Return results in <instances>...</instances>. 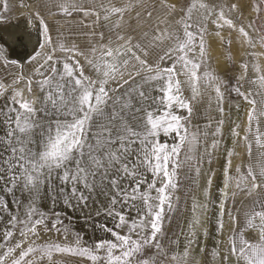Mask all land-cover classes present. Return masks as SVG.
<instances>
[{
    "label": "snow or ice",
    "instance_id": "snow-or-ice-1",
    "mask_svg": "<svg viewBox=\"0 0 264 264\" xmlns=\"http://www.w3.org/2000/svg\"><path fill=\"white\" fill-rule=\"evenodd\" d=\"M0 3L7 11L8 0H0ZM57 7L66 16H71L73 11L93 15L96 22L100 21L102 13L105 25L111 23L110 30L116 31L122 24L113 22L112 18L115 16L122 21L135 5L131 0L119 5L109 0L107 5L101 4L97 9L84 8L79 0H65ZM164 7L178 28L170 32L167 28L160 30L157 25L153 39L161 43L168 39L174 43L152 64L147 60L148 51L139 41L133 43L131 35L125 37L117 33L113 41L106 40L104 32H100V42L92 44L87 52L75 45H60L59 50L69 54L66 59L54 60L57 49L53 48L38 62L35 84L41 94L39 101L35 97H25L24 91L17 88L5 96L8 90L0 83V97L5 100L0 106V116L4 118V127L0 130V193L23 196L22 201H16L22 214H13L10 201L0 195V222H5L3 213L9 212L6 219L9 227L2 233L7 243H0V264H56V256L64 254L86 258L90 264H162L161 255L172 261H186L193 240L188 241L180 254L169 256L163 251L158 236L163 232L166 209L173 208L172 190L178 187V171L193 159L186 156L182 161L181 149L186 144L200 143L198 131L190 134L187 122L193 111L191 101L201 95V81L216 94L221 114L224 112L220 106L224 97L222 89L225 88L235 91L251 105L245 135L241 138L235 128L230 131L234 138L245 142L246 154L251 158L249 136L253 134L255 120L253 138L256 145L264 149V133L260 132L256 115L257 100L252 92L242 91L240 84L248 80L264 89V66L259 63L264 51H252L257 43L264 48L260 29L251 20L243 23V6L239 2L179 0L178 6L165 3ZM249 7L255 15H260L264 13V0H257ZM146 14L149 18L153 15L152 11ZM40 23L46 43H51L47 24L43 19ZM209 25L211 34L222 46L232 44L231 33L235 32L238 49L252 57L251 65L243 58L239 65L233 61L232 67L238 66L241 71L227 80H221L213 72H201L211 47L210 42L205 41V36L210 34ZM225 29L229 30L228 36L221 34ZM39 46L44 47L43 44ZM40 56L37 52L32 59ZM76 57L83 58L85 64ZM0 58H4L2 45ZM85 66L89 68L87 74ZM180 75L186 77L185 83L191 92L189 100L183 96ZM136 77L152 84L156 95L148 94L143 84L131 87L130 81ZM21 79L26 81V90L31 94L33 80L18 77L14 83ZM232 80L236 81L235 85ZM125 85L129 87L125 89ZM37 103L41 107H37ZM177 109L185 110L187 117L180 115ZM222 125L223 120L218 121L212 133L214 137L223 135ZM161 136H173L176 143H166ZM219 144V139H213L205 146L209 156L207 164L213 163L208 148L215 150ZM236 154L233 149L220 164L222 187L218 186L215 230L221 232L225 227L226 205L230 197L236 195L232 189L252 196L264 187V163L257 161L258 170L251 163L233 169L230 156ZM260 155L264 157V152ZM198 165L199 159L194 169L197 176L201 173ZM213 175L215 173L210 170L205 179V187L209 189L204 193L206 200ZM93 195L105 201L103 214L112 218L115 225L101 224V230L110 238H98L91 247L81 245L79 234L70 243L69 232L63 227L60 215L49 216L40 211L36 203L37 200L41 204L45 200L52 204L59 201L69 207L86 209ZM25 203L27 208L23 209ZM197 210L206 214L208 202L196 203L192 211ZM95 214L99 216L101 210L97 209ZM228 216L233 227L222 261L264 264V200L254 201L242 224L231 212ZM200 223L199 218L191 221L193 237ZM50 233L62 239H50ZM212 255L218 257L220 253Z\"/></svg>",
    "mask_w": 264,
    "mask_h": 264
},
{
    "label": "rangeland",
    "instance_id": "rangeland-1",
    "mask_svg": "<svg viewBox=\"0 0 264 264\" xmlns=\"http://www.w3.org/2000/svg\"><path fill=\"white\" fill-rule=\"evenodd\" d=\"M64 2L65 0H8L7 11L4 10L2 3H0V32H2V36L0 37H4L5 39L8 38L6 39L7 41L3 38V40L0 41V45H2L3 48L6 47L5 49L8 50H14V48H16L13 55L17 57L15 58L10 53L4 52V58H0V83H2L8 90L5 92V96H8L13 88H17L24 91L25 97H35L39 101L41 94L35 84V80L38 78L35 71L39 66L38 62L41 61L46 54H49L50 50L53 48L57 49L54 53V60L57 58L61 61L66 59L69 54L61 52L59 50L60 45L66 47L75 45L78 46L80 50L87 52L92 44L100 42V32H104L106 40L111 38L113 41L116 40L117 33L123 34L125 37L131 35L133 43L139 41L148 51L147 60L149 64L156 61L158 55L162 54L165 49L172 46L174 43V41L168 39H164L162 43L157 42L153 39V36L155 35L157 25L160 30L167 28L170 32H174L178 28L173 17L168 15V11L164 7V4H176L178 6L179 0H131L135 7L123 16L122 21L117 20L115 16L112 18L113 22L122 24V27L116 31L110 30L111 23L105 25L102 13L99 22H96L95 16L85 15L83 12L79 11H73L71 16L64 15L57 7V5ZM111 2L119 5L127 3L128 0H111ZM229 2H239L243 6V23L247 24L249 20H251V22L256 24L257 28L260 29V34L264 35V13L255 15L249 7L250 5L257 3V0H229ZM79 3L82 4L84 8L99 9L101 4L107 5L109 0H79ZM147 11H152L153 15L151 18L147 16ZM137 12L140 13L139 18H137ZM41 19H43L44 23L48 26V35L51 37V43H46L45 41L44 27L40 23ZM29 22L31 24H36L37 27L29 29ZM15 25H17V27ZM13 30L16 31L13 33ZM209 30L210 34L205 36V41L206 43L210 42L211 47L208 49V55L205 58L206 62L202 65L201 72H213L218 75L221 80H227L234 75L239 74L241 71L238 66L232 67L233 61L239 65L243 58V61L248 62L251 65L252 57L238 49L239 41L236 39L235 32L231 33L233 38L232 44L230 46H222L218 39L215 38L214 34H211V25H209ZM11 31L12 33H10ZM34 32L39 34V42L34 48V51L18 53L19 51L24 50L22 44H27L32 35L34 36ZM145 32L147 33L146 36L144 35ZM8 33L11 34H9L11 38H9ZM93 33H96V35H93ZM221 34L228 36L229 30H222ZM15 35L17 37H15ZM16 39L17 42L19 39L18 43L16 42ZM13 42L17 44H13ZM119 43H122V41ZM41 44L44 45L43 48L39 46ZM8 45L12 46L11 49ZM252 51L260 53L264 51V48L257 43L256 48L252 49ZM37 52H40L41 56L37 57L36 60H33L32 57ZM76 59H79L82 65L85 64L83 58L76 57ZM259 63L264 66V57L259 59ZM162 66L164 65L162 64ZM88 72L89 68L85 66V74ZM249 76H251V67L249 69ZM18 77H26L33 80V92L31 94L26 90L27 86L24 79H21L19 83H14ZM178 78L182 83L184 98L186 100L191 99L190 89L187 83H185L186 77L180 75ZM231 83L235 85L236 81L232 80ZM137 84H143L144 88H153L152 84L145 83L141 77H136L134 81H130V86L133 88H135ZM240 84L242 85V91H245L246 93L252 92L257 100L256 115L259 117L260 132L264 133V115H261V113L264 112V89H260L258 84H252L248 80L240 81ZM124 87L127 89L129 85H125ZM121 91H123V89ZM200 91L201 95H198L195 100L191 101L193 111L187 122L190 134L194 131H198L200 143L199 145L186 144L184 148L181 149L180 158L182 161L186 156H191L193 159L186 165L182 166L178 171V187L172 190L174 199L173 208L171 211L166 209L163 232L158 236L160 243L163 245V251L168 253L169 256L180 254L183 249L188 246V241L190 239L194 242L190 247V254L186 258V261H172L170 259H165L164 256L161 255L159 256V260L162 264H227L226 261H222V257L226 254L229 242L228 236L233 227V223L230 220L228 213L231 212L236 216L237 221L242 224L245 218V213L252 209L254 201L258 199L264 200V187L254 192L252 196H248L246 193L239 190L232 189L233 191H236V195L235 197H230L229 202L226 205L224 230L222 232L215 230V214L219 203L217 197L220 194L218 186L222 187L221 181L219 180L220 164L224 162L226 154L230 153L233 149L235 150V153H237L236 155L230 156L233 169L251 163L254 168L258 170L259 164L257 161L264 163V157H261L260 155L261 152H264V149L259 148L253 138L256 131L255 120L252 122L253 134L249 136V139L252 140L251 158L246 154L245 142L242 139L237 140L234 138L230 131V129L235 128V130L239 132L241 138L245 135L248 125L247 113L251 105L244 101L242 97L238 96L235 91H229L225 88L222 89L224 97L220 106L223 107L224 112L221 114L218 111L217 96L214 91L211 88H205L202 81L200 84ZM4 103V97H0V106ZM36 106L41 107L39 103H37ZM179 110L180 112L178 113L180 115L187 117V112L185 110ZM39 115L40 114H38V118ZM3 119L4 118L2 117V120ZM220 120H223V135L214 137L212 133L216 131L218 121ZM237 125H239L238 128H236ZM162 137L163 136H161V138ZM167 138L173 141L170 143H176L173 136H168ZM213 139H219L220 144L215 150L210 147L208 148V152L212 153L211 159L213 160V163L209 165L206 163L209 156L205 152V146L210 145ZM189 147H191V151H189ZM197 159H199L198 167L201 169L199 176H197L194 171L197 166ZM210 170L215 173V175L212 177L210 195L206 200L204 193L209 189L205 187V179ZM17 194L18 195L0 193V195L5 196L7 199L10 197L8 200L10 201V209L12 208L11 210L13 211V214H20V205H18L16 201L22 200V197L19 193ZM205 202H208V210L206 214L202 215L200 210H197L196 212L192 211V208L196 203ZM39 210L46 212L49 216L53 213H58L56 211L44 210L42 207H40ZM102 211L101 213H103ZM58 214L64 222L63 227L69 232L68 240L70 243L74 240L76 234H79L82 246L91 247L93 245L91 242H87L83 239L82 235H80L81 233H78L75 230L74 225L71 222L73 218L72 216L66 212H59ZM3 215L5 217V222H0V229L4 227L7 229L9 225H7L6 219L9 212H4ZM196 218H199L201 223L196 226V236L193 237L191 235L192 229L190 228V224L191 221ZM205 230L207 232L206 235L204 234ZM237 230H239V227H237ZM48 238L53 240L62 239L58 234L54 233L48 234ZM0 243L7 242L1 239ZM213 252H219L220 256H213ZM56 264H90V262L83 257L64 254L56 256Z\"/></svg>",
    "mask_w": 264,
    "mask_h": 264
},
{
    "label": "bare ground",
    "instance_id": "bare-ground-1",
    "mask_svg": "<svg viewBox=\"0 0 264 264\" xmlns=\"http://www.w3.org/2000/svg\"><path fill=\"white\" fill-rule=\"evenodd\" d=\"M19 24L22 25L21 23H19ZM17 25H18V23H17ZM17 25H15V26L17 27ZM32 27H37V25L36 24H33V23L31 24L29 22L28 23V28L29 29H32ZM21 30H20V32H21ZM14 31H16V30H13V33H14ZM1 33L2 32H0V34ZM10 33H12V31ZM10 33H8V36H9ZM16 33H18V32H16ZM34 33H35L34 36L32 35L30 41L27 44L26 43H23L22 44L23 47H24V50L19 51L18 53H23L24 51H27V52H33L34 51V48L37 46V43L39 42V34L37 32H34ZM0 36H2V34ZM15 37H17V36L15 35ZM9 38H11V37L9 36ZM6 39H8V38H6ZM10 42H12V41H10ZM16 42H17V39H16ZM18 42H19V39H18ZM17 43L13 42V44H17ZM10 45H12V44H10ZM13 46H15V45H13ZM9 47L11 49L12 46H9ZM5 48H4V52L5 53H10L13 57L17 58L16 56L13 55L14 50L16 48H14V50H8V49H5ZM144 89L148 92V94H150V95H156V93L153 91V88L145 87ZM176 111L177 112H180L179 109H177ZM2 117L3 116L0 117V130H2L3 127H4ZM161 140H163L166 143L173 142V141L169 140V138L164 137V136L161 138ZM20 195H21L22 200H23L22 194H20ZM36 203L38 205H40V207H42V209H44V210H47V211L48 210L49 211H56L58 213L59 212L60 213L61 212H64V213L66 212L67 214H69L70 216H72L73 218H72L71 222L73 223L75 230L78 233H81L80 235H82V238L83 239H85L87 242H91L92 244H94V242L98 238H110L108 233H106V232H104V231L101 230V228H100V225L101 224H107L110 227H114V225H115V221L112 220V218L107 217L103 213H101L99 216H97L95 214L97 209H100L101 211L103 210L102 209V205H103V203H105V201H103L101 198L95 197V195H93L92 198H90V200H89V207L86 208V209H81L79 207H69V206H66L63 203L59 202V201H57V203H55V204H52L50 200H45V201H43V204H41V201L37 200ZM26 208H27V204L25 203V204H23V209H26ZM19 211H20V214H22L21 206L19 207ZM4 228H1L0 229V240L2 239V233H3V231H5V229H6V228L5 229Z\"/></svg>",
    "mask_w": 264,
    "mask_h": 264
}]
</instances>
